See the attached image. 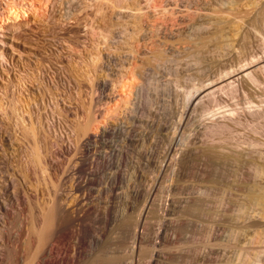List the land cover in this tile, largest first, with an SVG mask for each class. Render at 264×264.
I'll use <instances>...</instances> for the list:
<instances>
[{
	"label": "rangeland",
	"instance_id": "obj_1",
	"mask_svg": "<svg viewBox=\"0 0 264 264\" xmlns=\"http://www.w3.org/2000/svg\"><path fill=\"white\" fill-rule=\"evenodd\" d=\"M8 1L0 0V16L3 15ZM46 1L49 4L45 12H32L19 24H6L0 29V204L7 202L10 213L9 216L0 214V254L4 257L1 264L34 262L33 258L39 249V229L52 212L55 218L57 216L58 207L54 205L52 208L54 196L51 189H59L62 197L66 193L65 199H70V187L64 183L62 176L75 165L78 186L74 188V192L80 200V220L75 227L74 223L69 225L68 220H64L66 235L61 238L62 242L50 259L57 255L59 259L67 258L70 261L71 251L61 248L75 246L78 249V264L88 263L97 254L101 243L111 235L109 224L106 225L104 218L109 202L114 221L123 215L134 219L145 203L152 179L158 174L155 165L160 164L181 113L189 102L186 93L194 85L203 83L207 77L214 75L215 71L233 66L238 59H247L245 62H248L255 56L262 58L260 62H264L262 0L260 2L263 4L259 0H255L257 3L249 0V7L246 6L247 0H152L151 4L148 0H119L124 1L122 3H126L125 5L118 0ZM133 2L137 4L136 9L142 7L139 10V19L129 20L130 25L132 27V23L139 24L147 29V33L140 36L141 38L129 40L128 43L120 40L110 46L103 45L97 34L101 29L106 32L110 28L109 23L114 20L110 11L125 6L130 8L129 4L134 7ZM117 3L122 6L119 4L118 7ZM237 5V10H234ZM252 6L263 9L258 7L259 10H255ZM235 22L241 23L240 38L237 40L242 45L239 46L240 52L238 49H225L223 52L210 41L204 47L198 45L199 41L207 39L206 36H212L210 34L217 28L229 32ZM191 26L198 27L193 30ZM199 27L203 29L199 30ZM98 43H102V46ZM130 65L134 68L136 80L143 86L134 99L135 110L129 116L131 121L129 117L120 124L111 121L112 129L109 133L102 134L99 138L92 136L86 128L87 123L98 124L106 119L105 108L119 99L114 85L121 74L125 73V67ZM255 65L257 63L247 68ZM260 78L261 84L256 87V92L263 95V99L264 77L260 75ZM244 87L254 89L249 85ZM148 97L154 100L152 106L147 104ZM202 107L203 105L195 109L189 126L193 136L190 144L194 145H190L189 149L194 150L196 146V153H203L208 147V138L201 123L203 119L201 124L198 122L201 116L206 117L201 115ZM256 139L259 141L257 151H247V145L243 144L245 146L240 149H246L234 152L237 153L236 156L234 154L235 158L232 157L226 163L213 159L211 163V158L205 157H198L191 162L185 156L180 167L169 171L162 183L158 184L156 198L154 197L153 205L148 209L144 238L135 252L132 251V242L129 243L131 245L127 244L128 257H135L137 264H240L238 259L243 264H249L253 261L249 258L257 252L254 259L261 255L259 259L262 261L257 259L258 262L255 260L251 264H264V221L258 220L262 224L258 227L249 226V221L260 217L257 214L259 211L256 213L257 209L254 210L257 207H254V196L258 192L264 193L263 189L259 190L260 186H264V174L258 179L253 171L255 166L264 168V135H258ZM45 155L63 168L58 174L59 177L44 171L45 167L40 164L39 156L44 158ZM152 160L156 163H152ZM118 163L121 165H117ZM116 167L120 168L122 178L107 180L108 173L117 170ZM90 169L93 176L87 173ZM113 182L115 190L111 193ZM226 187L231 193L226 192ZM198 189H204V196L200 195ZM251 191L255 192L252 199ZM179 194L183 195L180 196L183 199ZM195 194L207 201H203L202 208L197 207L202 212L193 210L196 213L191 211V216L190 211L185 210L184 212H188L186 214L177 206L181 207L184 200ZM176 196L180 198L179 202ZM247 197L249 198L246 199ZM244 198L246 201H242ZM250 199L254 206L250 205ZM242 204L247 206H242L243 210H240L242 207L237 206ZM259 207L258 210H263L262 206ZM239 211H244L245 217ZM184 214L190 215L192 220L194 217L195 219L189 220ZM222 214L226 216L223 217ZM180 215L183 217H179ZM240 215L242 216L239 218ZM63 218L62 215L60 220ZM220 223L221 226H215ZM227 224L233 226H224ZM72 228L74 232H78V237L70 236ZM226 228L229 229L228 234ZM208 233L212 234L211 237ZM44 235H47V230ZM113 247H117V244ZM256 249L262 253L258 254ZM153 254H156V259L152 261ZM249 255L251 256L248 258ZM242 256L243 259L247 257L246 261L241 259Z\"/></svg>",
	"mask_w": 264,
	"mask_h": 264
},
{
	"label": "bare ground",
	"instance_id": "obj_2",
	"mask_svg": "<svg viewBox=\"0 0 264 264\" xmlns=\"http://www.w3.org/2000/svg\"><path fill=\"white\" fill-rule=\"evenodd\" d=\"M43 1V2H42ZM9 0L6 3V7L4 8V13L3 15L0 16V29L4 28V26L6 24L8 25H16L19 24L23 19L26 20V18L30 15V13L32 12H38L41 11L42 12L46 10L47 8V1L44 2V0ZM119 1V0H118ZM127 1V0H126ZM136 1V0H135ZM150 1V2H149ZM152 0H148L149 4H151ZM154 1V0H153ZM240 0H238L239 2ZM249 0H247V7H249L248 3ZM250 1H255V0H250ZM264 1V0H262ZM122 5L126 4V3H122L124 1H119ZM227 2V1H226ZM236 2V1H235ZM256 2V1H255ZM254 2V3H255ZM260 2V0L258 1ZM119 3V4H120ZM229 3V1H228ZM234 3V2H233ZM232 3V4H233ZM253 3V4H254ZM257 3V2H256ZM261 3V2H260ZM264 3V2H263ZM261 3V4H263ZM118 3L116 4L117 6L119 5ZM120 4V5H121ZM133 5H135L136 3H132ZM146 4L147 1H146ZM148 4V5H149ZM230 4V3H229ZM228 4V5H229ZM252 4V5H253ZM119 5V6H120ZM121 5V6H122ZM137 5V4H136ZM132 6L129 4L130 8H120V9H112L110 11V13H113V18L111 20V24L109 23V29H107L106 32L101 31L98 37L101 38L103 45L105 46H110L111 44H113L114 42H119L124 41V43H128L129 40L131 39H135V38H139L140 36L144 35L145 33H147V29L144 28L143 26H139L138 25H134L132 23V27L130 25L129 20H137V18L139 19L140 17V11H141V7L137 8V6ZM139 5V4H138ZM231 5V4H230ZM236 5V4H235ZM239 5V4H238ZM235 6L236 7H238ZM256 5V4H254ZM118 6V7H119ZM128 6V5H127ZM133 8H132V7ZM232 6V5H231ZM234 6V5H233ZM260 6V5H259ZM258 6V7H259ZM263 6V5H262ZM116 7V6H115ZM139 7V6H138ZM148 7V6H147ZM150 7V6H149ZM155 8V6H152ZM251 7V6H250ZM255 8V6H252ZM258 7H256L258 9ZM146 8V7H145ZM152 8V9H154ZM234 8V7H232ZM231 8V9H232ZM255 8V10H256ZM262 8V7H259ZM252 9V8H251ZM263 9V8H262ZM114 10V12H112ZM140 10V11H139ZM234 10H237L234 9ZM254 10V9H253ZM254 10V11H255ZM259 10V9H258ZM264 10V9H263ZM139 11V13H138ZM143 11V10H142ZM253 11V12H254ZM261 11V10H260ZM259 11V12H260ZM264 12V11H263ZM263 12H260L261 14H263ZM258 13V12H257ZM40 14V13H39ZM42 14V13H41ZM256 14V13H255ZM264 15V14H263ZM258 17H262V15H256ZM133 20V21H134ZM136 24V23H135ZM241 23L233 24V28L231 27L229 32H225L223 28H217L214 32H212L210 35L212 36H206V40L203 39L201 41H199L198 45L201 44V47H204V45H207V41L215 43L214 45H216V48L225 52L224 50H235L238 49L237 51H239V43L237 42L238 38H240L239 34H240V30L241 29ZM94 25V24H93ZM196 25V24H195ZM98 26V25H97ZM100 26V25H99ZM108 26V24H107ZM194 26V25H193ZM200 26V25H199ZM192 27V26H191ZM196 27V26H195ZM195 27H192L193 30ZM198 27V26H197ZM196 27V28H197ZM203 27V26H200ZM199 30H202L203 28ZM98 28V27H97ZM101 28V27H100ZM198 30V29H197ZM196 30V31H197ZM143 32V34H142ZM95 35V34H94ZM141 38V37H140ZM242 39L245 41L244 37H242ZM99 40V39H98ZM100 42V41H98ZM209 42V43H210ZM102 43H98V45L100 44L102 46ZM100 46V47H101ZM103 46V47H105ZM242 46V45H241ZM240 46V47H241ZM99 47V48H100ZM199 47V46H198ZM103 49V48H101ZM99 49V50H101ZM241 49V48H240ZM107 50V48H106ZM105 50V52H106ZM226 50V51H227ZM236 51V50H235ZM100 52V51H99ZM212 52H217V51H212ZM229 52V51H227ZM240 52V51H239ZM102 53V51H101ZM100 54V53H98ZM104 54V52H103ZM217 54V53H216ZM225 54V53H224ZM237 54V52H236ZM240 54V53H239ZM241 55V54H240ZM102 56V54H101ZM239 58V55H237ZM100 57V56H99ZM247 59H244L242 61H240V59H238V62L236 64H234L233 66H229V67H225L221 70H218L217 72L215 71L209 78L207 77V79L202 83H198L197 85H194L192 87V89L190 91H188L186 93V97L189 98V102L187 103V105L185 106L184 110L181 113V117H180V121L178 122V125L176 127V130L174 131L173 135L170 138V143L164 153V156L162 157V160L160 162V164L158 166L155 165V168H157L158 170V174L156 177H154V180L152 179V188L150 187V192L148 193L147 199L145 201V203L142 205V208L140 209L138 215L132 219L131 217H128L126 215H123L122 217L116 219L114 221L113 218V214L111 212V207H110V202L109 205L106 209V212L104 214V218H105V223L106 225L109 224V228L111 229V235L108 236V238L106 240H104V242L101 243V245L98 248L97 254L86 264H137L136 259L131 257H128L127 255V248L130 242H132V251L135 252L136 248L140 247V243L142 241V239L144 238V229L146 224H147V213H148V209L151 208V206L153 205L154 202V197L156 196L155 191L156 188L158 186V184H160V182L164 179L165 175L169 172V171H175L176 169H178L183 161V159L185 158V156H188L192 161H196L199 158H211V163H212V159L217 162H227V160L230 161V159L232 157H234V152H239L240 150L246 149V148H241V146L243 144L247 145L248 149L247 151L250 150H256V148L259 146V141L258 139H256V137L258 135H264V98L262 99V96L259 95L256 92V87H260L261 84V78L260 75H262V77H264V62H260L262 60V58H258V57H253L251 58L250 61L245 62ZM101 61V60H99ZM202 62V61H201ZM255 66H252L250 68H247L250 65L256 64ZM100 64V63H99ZM202 64V63H200ZM99 66V65H98ZM126 71L125 73L121 74V77L118 79V81L115 83L114 87L116 89V93L119 97L118 100H116L115 102H113L112 104L108 105L105 108V120L100 121L98 124L94 123V122H88L86 125L87 130L90 131V134H92V136H95L97 138L101 137L102 134H106L109 133L112 129V123L111 121L115 122V124H120V122H123V120H128V117L131 115V113L134 112V99H136L135 97L137 96L138 92L140 91V89L143 88V86L140 84V82H138V80H136V76H135V72H134V68L130 66L125 67ZM241 74V75H240ZM202 81V80H201ZM153 84V83H151ZM245 85H249L250 87L254 88L253 90L250 89H246L244 86ZM189 96V97H188ZM261 96V99H259V97ZM100 96H98L99 98ZM259 99H257V98ZM101 98V97H100ZM99 98V99H100ZM256 98V100H255ZM148 100V106H152L154 104V100L151 97L147 98ZM156 99V98H155ZM146 101V102H147ZM168 105V104H167ZM203 105L202 107V112L201 115H204L206 117L202 118L203 116H201L200 121H198L199 123L202 120V126L204 128V133L208 138V149L206 148V146L203 145V148H206L207 151L201 150V152L203 153H196V151L194 152V150L197 148L195 146V149L193 150L192 148L189 149L190 147V143H191V136H192V132L189 128L190 126V121H191V116H193V112H195V109H197L199 106ZM141 107V106H140ZM184 107V106H183ZM143 108V107H142ZM201 109V108H200ZM201 111V110H200ZM104 112V111H103ZM133 117V116H132ZM130 120V117H129ZM131 121V120H130ZM1 123V122H0ZM200 123V124H201ZM2 124V123H1ZM113 123V125H115ZM1 126V125H0ZM202 130V129H201ZM2 132V131H1ZM36 133V131H35ZM202 133V132H201ZM89 134V135H90ZM200 134V132H199ZM38 135V134H37ZM195 135V134H194ZM199 136V135H198ZM204 136V135H203ZM202 136V137H203ZM193 137V136H192ZM195 137V136H194ZM207 138L206 141H204V144L207 142ZM202 139V138H200ZM195 141V140H194ZM203 143V142H202ZM206 145V144H205ZM244 145V146H245ZM63 146V145H62ZM61 146V147H62ZM192 146V145H191ZM194 146V145H193ZM192 146V147H193ZM242 146V147H244ZM66 149V148H65ZM199 149V146H198ZM202 149V148H201ZM240 149V150H239ZM259 149V148H258ZM66 151V150H65ZM123 151V150H121ZM257 151V150H256ZM68 152V151H67ZM197 152H200L197 150ZM243 152V151H242ZM246 152V150H245ZM254 152V151H253ZM120 153V151H119ZM126 153V152H125ZM241 153V152H240ZM249 153V152H248ZM59 154V153H58ZM121 154V153H120ZM119 154V155H120ZM180 154V157L178 158ZM247 154V153H246ZM253 154V153H252ZM255 154V153H254ZM262 154V153H261ZM233 155V156H232ZM237 155V153L235 154V156ZM251 155V154H249ZM121 156V155H120ZM119 156V157H120ZM125 156V155H124ZM242 156H244L242 154ZM239 157V154H238ZM246 157V156H245ZM248 157V156H247ZM254 157V156H253ZM252 157V158H253ZM262 157V156H261ZM235 158V157H234ZM233 158V159H234ZM241 158V157H240ZM240 158H238L240 160ZM250 158V157H249ZM248 158V159H249ZM204 159V158H203ZM263 159V157H262ZM39 160H40V164H43L44 171L47 170V172L49 171L53 176H55L56 178L59 177L58 174H60L63 170V168H61L59 163H56L54 161H52L51 159H49V156L45 155L44 158L43 156H39ZM120 160V159H119ZM155 160V159H154ZM152 160V163H156V161ZM238 160V161H239ZM242 160V159H241ZM250 160V159H249ZM228 161V162H229ZM232 161V160H231ZM237 161V160H236ZM254 161V160H253ZM95 162V161H92ZM120 162V161H119ZM249 162V161H248ZM256 162V161H255ZM122 163V162H120ZM214 163V162H213ZM236 163V162H235ZM251 163V162H250ZM249 163V164H250ZM254 163V162H252ZM251 163V164H252ZM219 164V163H218ZM221 164V163H220ZM231 164V163H230ZM241 164V163H240ZM248 164V165H249ZM256 164V163H255ZM63 165V164H62ZM92 165V163H91ZM117 165H121V164H117ZM238 165V164H236ZM257 165V164H256ZM215 166V165H214ZM219 166V165H218ZM263 166V165H262ZM77 165H75L73 167V169L69 172L65 171V174L62 176V180L64 181L65 184H68L70 187V199H65V195L66 193H64L63 197L61 196L62 193L59 191V189L53 188L51 189L52 191V195L53 197V202H52V208L54 207V205H56L58 207L57 209V216L56 218L53 215V212L49 215L48 219L47 217L44 219V225L42 228L39 229L38 232V236H39V249L36 252V256L34 259V262H31V264H54L58 263V264H78V249L77 247H73L70 248L68 246H62V250L64 251H71V257H70V261L68 262L65 258H61L59 259L57 255H55L52 260L50 259L51 256H53V252L56 248H58V244H60L61 238L66 235L64 228H66V222H64L65 219H67V223L69 225L74 223V227L76 226V222L78 220H80V200L78 196H75V192H74V188L78 186V182H77V178L75 176V172L77 170ZM119 167V166H118ZM216 167V166H215ZM252 167V166H251ZM254 167V166H253ZM117 168V167H116ZM218 168V167H217ZM257 168V166H255V168H253L255 171V176L260 177L264 174V168L261 169ZM222 169V168H221ZM115 170V169H114ZM216 170V169H215ZM217 171V170H216ZM252 171V170H251ZM242 172V171H241ZM88 175L89 176H93L94 173L92 172V170H88ZM193 173V172H192ZM212 173V172H211ZM237 173V172H236ZM248 173V172H247ZM253 173V172H252ZM218 174V173H217ZM240 174V173H239ZM246 174V173H244ZM250 174V173H249ZM57 175V176H56ZM141 175V174H140ZM139 175V176H140ZM251 176V175H250ZM264 176V175H263ZM262 176V177H263ZM215 177V176H214ZM246 177V176H245ZM107 180H119L122 178V172L120 170V168H117V170L109 172L108 176L106 177ZM211 178V177H210ZM234 178V177H233ZM244 178V177H243ZM242 179V178H241ZM240 179V180H241ZM248 179V178H247ZM259 179V178H258ZM214 180V179H213ZM235 180V179H234ZM215 181V180H214ZM235 182V181H234ZM242 182V181H241ZM162 183V182H161ZM213 183V182H212ZM260 183V181H259ZM224 184V183H223ZM238 184V183H237ZM236 184V186H237ZM214 185V184H213ZM234 185V184H233ZM239 185V184H238ZM254 185V184H253ZM195 186V185H194ZM225 186V185H224ZM229 186V185H228ZM213 187V186H212ZM215 187V186H214ZM261 189L264 191V186H260ZM201 188V187H200ZM227 188V187H226ZM240 188V187H239ZM209 189V188H208ZM207 189V191H208ZM221 189V188H220ZM225 189V188H223ZM252 190V188H250ZM115 190V186H114V182L111 184V193L114 192ZM199 190V189H198ZM215 190V189H214ZM232 190V189H231ZM249 190V188H248ZM200 191V190H199ZM227 191H230L226 190ZM254 191V190H252ZM251 191V196L249 194V196L251 197V199L253 198L252 196L255 195V192L253 193ZM195 192V191H194ZM216 192V191H215ZM246 192V191H245ZM199 193V192H196ZM206 192L204 191H200V195L205 194ZM209 193V192H208ZM224 193V192H223ZM231 193V191H230ZM250 193V190H249ZM213 194V193H212ZM227 194V193H226ZM258 194V195H257ZM264 193L263 192H258L256 193V195L254 196V203H256V205L254 206L252 200H248L250 202H252V204L250 203V205L256 207L254 210H256V213L260 215V217L258 218H254V220L252 219L249 225L251 227H258L259 225H262L260 223L261 220L264 221ZM192 195V194H191ZM199 194L198 195H193L192 197L189 196V199L184 200V204H181L179 206H177L179 209H183L182 212L186 211H191L192 213H196L193 210H197V212H202L200 211V209L198 210L197 207L200 208L201 204L203 203V201H207L206 198L203 200L201 198ZM207 195V194H206ZM205 195V196H206ZM224 195V194H223ZM222 195V196H223ZM229 196V194H227ZM246 195V194H245ZM178 196V195H177ZM177 196L175 198H177ZM181 195L179 194V197ZM183 196V195H182ZM181 196V197H182ZM188 196V195H187ZM209 196V195H208ZM211 196V195H210ZM248 196V195H247ZM11 197V196H10ZM28 197V196H27ZM177 198L180 199V198ZM215 197V196H214ZM213 197V198H214ZM217 197V196H216ZM227 197V196H226ZM156 198V197H155ZM173 197V199H175ZM184 198V199H185ZM208 198V197H207ZM222 198V197H221ZM249 197H247L246 199H248ZM183 199V198H181ZM216 199V198H215ZM224 199V198H223ZM230 199V198H229ZM212 200V199H211ZM214 200V199H213ZM233 200V199H232ZM172 201V200H171ZM230 201V200H228ZM234 201V200H233ZM242 201H246L245 198ZM179 202V200H178ZM182 202V201H181ZM213 202V201H212ZM211 202V203H212ZM222 202V201H221ZM174 203V202H173ZM208 203V202H207ZM218 203V202H217ZM228 203V202H227ZM235 203V202H234ZM243 203V202H242ZM247 203V202H245ZM178 204V205H179ZM205 204V203H204ZM215 204V202H214ZM226 204V203H225ZM229 204V203H228ZM227 204V205H228ZM232 204V202H231ZM236 204V203H235ZM241 204V202H240ZM258 204V205H257ZM9 204L4 203V204H0V214L2 215L3 213H5L6 215H10L9 211H8V206ZM165 205V204H164ZM175 205V204H174ZM234 205V204H233ZM248 205V203H247ZM245 205H241V206H237V207H242L244 206V208L247 206ZM262 206L261 208L263 210H258V207ZM160 206V204H159ZM207 207V205H205ZM212 206V205H211ZM218 206V205H217ZM231 206V205H230ZM176 207V206H173ZM203 207V205L201 206V208ZM226 207V205H225ZM250 207V206H248ZM253 207V208H254ZM209 208V207H208ZM232 208V206H231ZM167 209V208H166ZM165 209V210H166ZM180 209V210H181ZM204 209V208H203ZM215 209V208H213ZM249 210V208H247ZM260 209V207H259ZM164 210V211H165ZM178 210V209H176ZM210 210V209H209ZM219 210V209H218ZM225 210V209H224ZM240 210H243L240 208ZM253 210V211H254ZM170 211V210H169ZM175 211V210H173ZM179 211V210H178ZM176 211V213L178 212ZM205 211V210H204ZM220 211V210H219ZM222 211V210H221ZM233 210H231L232 212ZM182 212H180L182 214ZM208 212V211H207ZM212 212V211H211ZM214 212V211H213ZM235 212H237L235 210ZM243 212L241 213V211H239L240 214L243 215ZM246 211V215H247ZM250 212V210H249ZM255 212V211H254ZM186 213V212H184ZM188 213V212H187ZM186 213V214H187ZM204 213V212H203ZM206 213V212H205ZM216 213V212H215ZM221 213V212H220ZM224 213V212H222ZM238 213V212H237ZM256 213H254L256 215ZM168 214V213H167ZM199 214V213H198ZM207 214V213H206ZM227 215V213H225ZM236 214V213H235ZM233 214V215H235ZM62 215L64 216L63 220H60ZM172 214L170 213V216ZM193 214H191L192 216ZM209 216V214H207ZM213 215V214H212ZM218 215V214H217ZM224 214H222L221 216H226ZM240 215L239 218L242 216ZM175 216V215H174ZM185 216V214L183 215ZM182 215H180L179 217H183ZM188 215H186L185 217H187ZM190 216V215H189ZM187 217L189 220L190 217ZM206 216V215H205ZM220 216V215H219ZM238 216V215H237ZM236 216V217H237ZM258 216V215H256ZM255 216V217H256ZM165 217V216H164ZM200 217V216H198ZM202 217V216H201ZM215 217V216H214ZM229 217V215H228ZM226 217V218H228ZM231 217V216H230ZM235 217V216H234ZM243 217H245V215H243ZM247 217V216H246ZM250 217V216H249ZM248 217V218H249ZM254 217V216H253ZM252 217V218H253ZM160 218V217H159ZM162 218V217H161ZM169 218V217H167ZM192 218V217H191ZM218 218V217H217ZM232 218V217H231ZM237 218V219H239ZM246 218V219H248ZM166 219V217H165ZM171 220V218H169ZM177 219V218H176ZM186 219V220H188ZM195 219V217L193 218V220ZM198 219V218H197ZM211 219V218H210ZM244 219V218H242ZM163 220V219H162ZM161 220V221H162ZM180 220V218H179ZM182 220L185 221V219L183 218ZM192 220V221H193ZM249 220V219H248ZM260 220V221H258ZM160 221V219L158 220ZM164 221V220H163ZM162 221V222H163ZM166 221V220H165ZM173 221V219L171 220ZM177 221V220H176ZM196 221V220H195ZM199 221V220H198ZM224 221V220H223ZM228 221V220H227ZM236 221V220H235ZM239 221V220H238ZM237 221V223H238ZM170 222V221H169ZM180 222V221H179ZM190 222V221H188ZM187 222V223H188ZM230 222V221H229ZM240 222V221H239ZM242 222V221H241ZM240 222V223H241ZM161 223V222H160ZM168 223V222H167ZM182 223V222H181ZM192 223V222H190ZM189 223V224H190ZM198 223V222H197ZM213 223V222H212ZM216 223V222H215ZM175 224H177L175 222ZM174 224V227L176 226ZM210 224V223H209ZM264 224V223H263ZM208 225V224H207ZM221 226V223L215 226ZM234 225V223H233ZM232 225V226H233ZM243 225V224H242ZM172 226V225H171ZM188 226V225H187ZM214 226V225H213ZM224 226H228L224 225ZM231 226V224L229 225ZM228 226V227H229ZM231 226V227H232ZM247 226V224H246ZM178 227V226H177ZM184 227V226H182ZM181 227V229H182ZM204 227V226H203ZM236 227V225H235ZM238 227V226H237ZM244 227V226H243ZM189 228V227H188ZM202 228V227H201ZM205 228V227H204ZM214 228V227H211ZM224 228V227H223ZM248 228V226H247ZM180 229V227H179ZM190 229V228H189ZM197 229V228H196ZM215 229V228H214ZM222 229V228H221ZM220 229V230H221ZM227 229V228H226ZM231 229V228H230ZM242 229V228H241ZM239 229V231L241 230ZM47 230V235H44V231ZM211 230V229H210ZM228 230L227 229V234H228ZM188 231V230H187ZM212 231V230H211ZM214 231V230H213ZM224 231V230H223ZM238 231V230H237ZM237 231H235L236 233H238ZM242 231V230H241ZM189 233V232H188ZM211 233V232H210ZM208 233V234H210ZM226 233V232H225ZM234 233V234H236ZM194 235V233H191ZM196 234V233H195ZM231 234L233 235V231L231 232ZM239 234V233H238ZM259 235V233H257ZM255 234V236L257 237L258 235ZM116 235V237H115ZM183 235H185L183 233ZM212 234H210L211 237ZM230 235V234H229ZM231 235V236H232ZM70 236H76L78 237V232L73 230L70 233ZM175 236V235H174ZM219 236V235H218ZM228 236V235H227ZM237 236V234H236ZM240 236V235H238ZM188 237V235H187ZM215 237V236H214ZM230 237V236H229ZM228 237V238H229ZM235 237V236H233ZM231 237V238H233ZM261 236L259 235L258 238H260ZM263 237V236H262ZM216 238V237H215ZM219 238V237H218ZM252 238V237H251ZM130 239H132V241H130ZM176 239V238H174ZM257 239V238H256ZM264 239V237H263ZM182 240V239H181ZM217 240V239H216ZM251 240V239H250ZM177 241V240H176ZM179 241V240H178ZM210 241V239H209ZM232 242H234V240H231ZM254 241V240H253ZM257 241V240H256ZM261 241V240H260ZM181 242V241H180ZM220 242V241H219ZM228 242V241H227ZM237 242V239H236ZM250 242V241H249ZM176 243V242H175ZM221 243V242H220ZM235 243V242H234ZM258 243V242H257ZM117 244V247H113V245ZM128 244V245H127ZM153 244V243H152ZM159 244V243H158ZM157 244V245H158ZM177 244V243H176ZM180 244V243H179ZM183 244V243H182ZM208 244V243H207ZM215 244V243H213ZM222 244V243H221ZM220 244V245H221ZM228 244V243H225ZM232 244V243H230ZM236 244V243H235ZM209 246V245H207ZM212 246V245H211ZM227 246V245H226ZM226 246H222V248L226 247ZM232 246V245H231ZM155 247V245H154ZM219 247V246H218ZM238 247V246H236ZM153 248V246H152ZM159 248V247H158ZM203 248V247H202ZM212 248V247H211ZM210 248V249H211ZM214 248V246H213ZM227 248V247H226ZM225 248V249H226ZM235 248V247H234ZM243 247H241L242 249ZM264 248V246H263ZM176 249H179L176 248ZM196 249V248H195ZM209 249V247H208ZM229 249V248H228ZM244 249V248H243ZM153 250V249H152ZM181 250V249H180ZM199 250V249H198ZM197 250V251H198ZM207 250V249H206ZM205 250V251H206ZM220 250V247H219ZM235 250V249H234ZM237 250V249H236ZM248 250V249H247ZM255 250V248L253 249ZM252 250V251H253ZM156 251V250H153ZM184 251V250H183ZM211 251V250H210ZM214 251V250H213ZM226 251V250H225ZM228 251V250H227ZM233 251V249H232ZM241 253L242 250H240ZM256 251H258L256 249ZM179 251H177L178 253ZM182 252V251H181ZM224 252V251H223ZM247 252V251H246ZM255 252V251H254ZM183 253V252H182ZM200 253V252H198ZM197 253V254H198ZM215 253V252H213ZM222 253V251H221ZM227 253V252H226ZM234 253V252H233ZM237 253V252H236ZM248 253V252H247ZM253 252H251L252 254ZM262 252L258 251V254H260ZM49 254V256L47 257V255ZM158 254V253H157ZM202 254V253H201ZM212 254V253H211ZM239 254V253H238ZM249 254V253H248ZM254 254V253H253ZM257 254V252H256ZM254 254V255H256ZM185 255V254H184ZM207 255V254H206ZM240 255V254H239ZM238 255V256H239ZM244 255V253H243ZM247 256V254H245ZM254 255H252L253 257H250L251 255L248 256L249 259H253V261L255 260H260V256L256 257V259H254ZM80 256V255H79ZM156 254L152 255V261L156 259ZM182 256V255H181ZM202 256V255H201ZM226 256V254H225ZM224 256V257H225ZM258 256V255H257ZM184 257V256H183ZM182 257V258H183ZM223 257V258H224ZM237 257V256H236ZM2 254H0V264L3 261ZM207 258V257H206ZM222 258V257H221ZM239 258V257H238ZM241 258V257H240ZM247 259V257H245ZM244 258V259H245ZM260 258V259H259ZM32 259V261H33ZM48 259V260H47ZM180 259V258H179ZM243 259V256L242 258ZM243 259V261H244ZM245 259V261H246ZM251 259V261H252ZM263 259V258H262ZM206 260V259H205ZM237 260V259H236ZM240 261V264H243L242 260L238 259ZM257 260V262H258ZM5 261V259H4ZM210 261V260H209ZM238 261V262H239ZM252 261V262H253ZM30 262V261H29ZM155 262V261H154ZM213 262V261H212ZM237 262V263H238ZM242 262V263H241ZM250 262V260L248 261ZM252 262H250L249 264H251ZM4 263V262H3ZM219 263V262H218ZM255 263V262H253ZM28 264V263H27ZM220 264V263H219ZM233 264V263H232ZM236 264V263H234ZM248 264V263H246ZM263 264V263H262Z\"/></svg>",
	"mask_w": 264,
	"mask_h": 264
}]
</instances>
